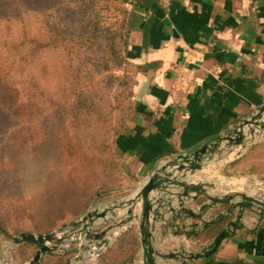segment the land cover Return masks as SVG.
Masks as SVG:
<instances>
[{"label": "crops", "instance_id": "obj_1", "mask_svg": "<svg viewBox=\"0 0 264 264\" xmlns=\"http://www.w3.org/2000/svg\"><path fill=\"white\" fill-rule=\"evenodd\" d=\"M162 1L135 0L136 15L141 20L126 51V60L135 71L130 77L131 111L115 148L135 162L143 177L137 196L153 172L180 156L232 136L264 106V0H170L168 6ZM261 149L264 140L258 147L246 149L242 156L237 147L230 157V153L224 157L209 155L202 170L187 174L186 182L201 184L214 198L247 193L255 180H264ZM233 158H244V162L233 167ZM243 164L245 174L231 175L234 182L221 176L232 167L238 171ZM175 176L181 175L176 172ZM171 188V194L183 192ZM161 195L153 193L152 197L160 196L169 206L161 211L165 221L157 222L153 232L155 250L162 256L202 250L227 224L211 229L198 226L200 215L204 219L212 214L215 220L225 214L227 206L207 211L213 203L205 197L194 199L197 195L193 193L184 199L181 209L176 197ZM108 204L98 203L93 208L107 210L115 206ZM204 207H208L207 212L202 214ZM128 208L117 211V218L127 220ZM246 213V228L227 240L214 257L197 262L157 258V264H264V219L255 210ZM134 214H140L139 204ZM129 226L114 231L120 235L98 264L113 262L111 255L123 247L128 237L137 241L139 252L125 264H143L139 228L136 224ZM190 232L194 234L188 235ZM24 245H30L33 257L27 262H31L37 248L22 244L16 245V251ZM71 255L50 253L42 257L41 264H67Z\"/></svg>", "mask_w": 264, "mask_h": 264}, {"label": "rangeland", "instance_id": "obj_2", "mask_svg": "<svg viewBox=\"0 0 264 264\" xmlns=\"http://www.w3.org/2000/svg\"><path fill=\"white\" fill-rule=\"evenodd\" d=\"M0 10V57L11 58L0 59L1 258L6 243L22 234L48 235L74 227L98 203L116 209L133 200L143 177L115 148L135 72L126 60L135 0H0ZM21 30L19 42L29 43L28 50L34 40L58 42L26 60L24 72L4 47ZM46 63L56 64L54 75L45 76ZM8 85L20 92L7 93ZM263 135L251 141L253 148ZM244 158H233V167ZM233 167L221 176L234 182L231 175L245 174V166ZM126 243L111 257L121 252L134 259L139 244L133 237ZM29 246L16 251L20 264L32 259Z\"/></svg>", "mask_w": 264, "mask_h": 264}, {"label": "water", "instance_id": "obj_3", "mask_svg": "<svg viewBox=\"0 0 264 264\" xmlns=\"http://www.w3.org/2000/svg\"><path fill=\"white\" fill-rule=\"evenodd\" d=\"M263 134L264 106L250 119L245 120L232 136L222 138L210 146H203L200 150L192 154L180 156L161 169L153 172L136 198L117 207L118 209H124L126 206H129L126 212L128 219L123 221L119 227H124L129 224H136L138 226L143 250V264H157V258H183L191 262L210 259L219 252L222 245L227 240H229L237 232L246 228L243 222L247 214L246 210H255L259 213L257 215L264 219V194L250 197L246 193H228L224 197L214 198L208 196L207 191L204 190L205 188H203L201 184L191 185L186 182L187 174L193 175L202 170V163L209 157V155L215 156L216 154L219 155L221 153L220 157H223L225 154L230 153L228 156L230 157L233 153L231 152L233 151V148L237 147L240 150L239 156H242L246 149L252 147L251 141ZM222 150H226V153H222ZM176 172L181 176H175ZM171 187L181 188L183 192L171 194L169 192V189H172ZM153 193H160V196H162L161 194L173 195L179 201L181 209L184 208V199H189L191 194L195 193L197 195L194 199H197L198 197H205L213 203V206L209 208L204 207L202 214L219 205L227 206L229 208L225 214L219 215L215 220L207 222L203 226L205 229H209L210 227L217 226L222 222H227V224L225 228L216 236L212 244L202 250L194 253L181 252L170 256H162L155 250L153 232L155 231V224L157 222L165 221V216L161 211L169 206H167L165 200L160 198V196L159 198L152 197ZM237 199H240L241 201L236 202ZM138 204L140 205L139 215L134 214ZM207 208L208 210L206 211ZM170 212L173 213L174 211L170 210ZM114 213L115 212H112L111 216H114ZM99 217L104 219L107 217V213L101 214ZM199 218L201 220L202 215H200ZM187 234L192 236L194 233L190 232ZM102 235L106 236V232ZM98 238H100L99 235L97 236V239ZM63 241V239H57L54 234L41 236L22 234L18 238L14 239V243L17 246L22 244H31L37 248L36 255L31 264H41L43 256L56 251V247H49L48 244ZM108 243L109 241H104V245H107ZM80 260V258L77 259V262ZM67 264L72 263L68 262Z\"/></svg>", "mask_w": 264, "mask_h": 264}, {"label": "built area", "instance_id": "obj_4", "mask_svg": "<svg viewBox=\"0 0 264 264\" xmlns=\"http://www.w3.org/2000/svg\"><path fill=\"white\" fill-rule=\"evenodd\" d=\"M164 5L168 6L170 0H163ZM230 190V189H229ZM250 197L264 194V180H255L254 187L251 191L246 193ZM127 207V206H126ZM125 207V208H126ZM122 209H96L91 208L82 219L74 227L60 229L51 234H54L57 239H63V242H53L48 244L49 247H56L55 254L71 255L70 263L72 264H98L102 261L107 254L108 249L112 241H114L120 232H114L116 230L125 229L127 226L119 225L125 221L117 218V211ZM115 212L114 216L111 213ZM107 213L106 218H100L101 214ZM213 220V215H208L206 218H202L198 226H203L205 223ZM132 225V224H131ZM130 227V226H129ZM106 232V236L102 234ZM100 238L97 239V236ZM109 241L107 245H104V241ZM197 252V250L195 251ZM194 253V252H189ZM81 259L77 262V259ZM32 262V261H31ZM31 262H24L21 264H31ZM0 264H20L16 258V245L15 243H6L4 248V254L1 255Z\"/></svg>", "mask_w": 264, "mask_h": 264}, {"label": "trees", "instance_id": "obj_5", "mask_svg": "<svg viewBox=\"0 0 264 264\" xmlns=\"http://www.w3.org/2000/svg\"><path fill=\"white\" fill-rule=\"evenodd\" d=\"M4 3H5V6H6V2H4ZM0 11L2 13V11H4V10H0ZM140 20H141L140 16L133 15L132 16V25H133V27H136L140 23ZM22 32H23V30L20 31V35H19V33H17L15 36H13V39H12V42H11V44H12L11 46H9V44L5 43L4 47H5V49L7 51L10 50V52L13 54V56L17 58V60H15L13 62V66L15 68L18 67L17 71L20 70L21 72H24L25 71V67L24 66H25V64L27 65L26 60H30L32 58L31 60L35 61L33 58H39L44 52H46V51H48L50 49L56 48L58 46V42L54 46H50L46 42H44V41L42 42L41 39H39L38 41L34 40V41L30 42L31 47H30V50H28L29 43H23L22 44V43L19 42V38L22 37ZM60 48H62V46H60ZM3 55H4V57H0V59H2L3 61H5V60L6 61L7 60L10 61L11 58H9L7 56V54H3ZM42 66L44 68V72H45V76L46 77H49L52 74L54 75L55 74V70H57L56 64H53V63L52 64H47L46 63L45 65H42ZM20 74L22 75V73H20ZM118 79H119L118 80L119 84H122V85L128 84V82L124 78L123 79L122 78H118ZM1 90H3V88H0V91ZM6 91H7V93L12 91V92H14L16 94L18 93V91L20 92V90L17 87L14 88V87L9 86V85L7 86V90ZM41 94H43L42 91H41ZM126 109H127V111H129L128 113H130V111H131L130 107H127ZM126 120H127V118L122 120L121 128H125V121ZM119 135H121L120 132L117 135V137ZM117 137H116V139H117ZM222 223H220L219 225H221ZM219 225H217V226H219ZM214 227L215 226H213V228ZM217 233H219V232H216L214 234L216 235ZM124 244H127V243L124 242ZM126 246L127 245H125L124 247H126ZM132 258H133L132 255L129 256V257H125V255H122L121 252H119L118 255H116L114 257L113 262H116L118 260L117 262H119V263L121 262V264H125V263L131 261Z\"/></svg>", "mask_w": 264, "mask_h": 264}, {"label": "bare ground", "instance_id": "obj_6", "mask_svg": "<svg viewBox=\"0 0 264 264\" xmlns=\"http://www.w3.org/2000/svg\"><path fill=\"white\" fill-rule=\"evenodd\" d=\"M257 136V135H256Z\"/></svg>", "mask_w": 264, "mask_h": 264}]
</instances>
